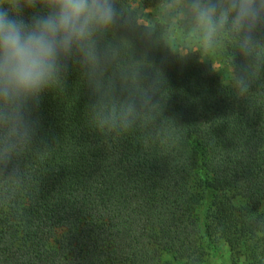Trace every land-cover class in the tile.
I'll return each instance as SVG.
<instances>
[{
	"label": "trees",
	"instance_id": "1",
	"mask_svg": "<svg viewBox=\"0 0 264 264\" xmlns=\"http://www.w3.org/2000/svg\"><path fill=\"white\" fill-rule=\"evenodd\" d=\"M141 2L0 124V264H264V19L245 43Z\"/></svg>",
	"mask_w": 264,
	"mask_h": 264
},
{
	"label": "clouds",
	"instance_id": "2",
	"mask_svg": "<svg viewBox=\"0 0 264 264\" xmlns=\"http://www.w3.org/2000/svg\"><path fill=\"white\" fill-rule=\"evenodd\" d=\"M46 15L32 13L36 0H0V124L24 126V101L56 82L62 57L74 49L97 61L94 35L116 20L113 0H42ZM192 21L210 36L229 23L245 43L264 19V0H189Z\"/></svg>",
	"mask_w": 264,
	"mask_h": 264
},
{
	"label": "rangeland",
	"instance_id": "3",
	"mask_svg": "<svg viewBox=\"0 0 264 264\" xmlns=\"http://www.w3.org/2000/svg\"><path fill=\"white\" fill-rule=\"evenodd\" d=\"M142 0H133V6H138V5H141V2ZM155 11L153 9H147L143 12V15L141 16V19L140 21L142 23H147V22H150L152 21L154 18H155ZM176 20L173 19V23H175ZM177 34V33H176ZM167 42L169 44V46L171 47V49L177 53V54H182L184 52L183 48L181 46H179V43L177 42L176 38H175V35L174 34H171V35H168V39H167ZM213 66L216 68V70L220 73L221 77L224 79V80H227L229 79V70H225L224 67H222L221 65H219L218 63H213ZM222 245V243H221ZM223 249H224V255H225V259H224V264H230V261L227 259L228 256H229V251H228V248L223 244ZM211 264H220L219 260H216L214 258L211 259ZM238 264H243V258H240L239 261H238Z\"/></svg>",
	"mask_w": 264,
	"mask_h": 264
}]
</instances>
